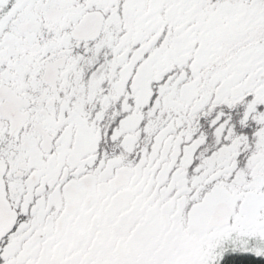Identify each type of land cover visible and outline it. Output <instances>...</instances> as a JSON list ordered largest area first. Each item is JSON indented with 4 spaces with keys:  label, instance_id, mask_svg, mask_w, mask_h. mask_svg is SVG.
<instances>
[{
    "label": "snow or ice",
    "instance_id": "1",
    "mask_svg": "<svg viewBox=\"0 0 264 264\" xmlns=\"http://www.w3.org/2000/svg\"><path fill=\"white\" fill-rule=\"evenodd\" d=\"M0 264H264V0H0Z\"/></svg>",
    "mask_w": 264,
    "mask_h": 264
}]
</instances>
